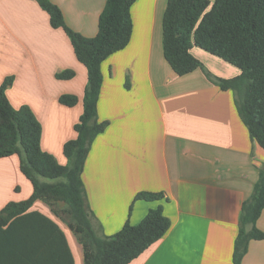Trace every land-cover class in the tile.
Instances as JSON below:
<instances>
[{
  "label": "crops",
  "instance_id": "0c3cea01",
  "mask_svg": "<svg viewBox=\"0 0 264 264\" xmlns=\"http://www.w3.org/2000/svg\"><path fill=\"white\" fill-rule=\"evenodd\" d=\"M52 1L70 27L86 36L97 34L107 0ZM167 5L168 0H136L130 42L102 63L99 120L109 125L93 142L83 171L88 202L106 234L118 232L128 217L138 224L151 208L163 205L169 230L129 264H234L242 205L259 178L264 148L251 138L232 90L221 89L201 68L179 75L165 58ZM192 52L217 76L242 72L199 46ZM66 68L76 75L58 79L56 73ZM11 75L7 95L12 104L31 106L43 124L42 147L66 164L63 147L77 135L88 70L65 30L54 28L35 0H0V85ZM64 93L78 95L79 102L62 104ZM25 177L16 155L0 157V210L19 201L21 185L31 196L33 184ZM140 191H163L165 197L135 200ZM32 210L60 226L73 259L47 242V251L23 250L21 258L15 251H0V264H85L83 245L67 222L42 200ZM42 224L21 220L11 235H47L50 241V226ZM258 226L264 230V209ZM241 264H264V240L250 241Z\"/></svg>",
  "mask_w": 264,
  "mask_h": 264
},
{
  "label": "trees",
  "instance_id": "16d2710c",
  "mask_svg": "<svg viewBox=\"0 0 264 264\" xmlns=\"http://www.w3.org/2000/svg\"><path fill=\"white\" fill-rule=\"evenodd\" d=\"M35 1L49 13L51 25L63 28L69 36L78 60L87 67L88 82L83 112L74 126L77 135L63 147L66 164L42 147L43 124L31 106L15 107L9 99L7 89L13 84L14 76L6 77L0 85V157L18 154L21 171L34 188L27 199L10 201L0 210V251H15L21 258L23 250L45 248L47 251V242H51L65 249L73 259L60 226L43 212L32 210L35 202L42 200L77 235L83 245L85 264H129L166 234L171 226L170 218L164 213L163 205H159L151 208L138 224L131 223L128 217L118 232L106 234L90 207L82 175L93 142L109 125L108 120H99L98 103L104 80L102 63L130 42L131 8L136 0H107L95 36H86L70 27L60 6L52 0ZM163 34L165 58L174 71L185 75L201 68L221 89L232 90L251 138L264 148V0H215L213 3L168 0ZM194 46L223 58L242 72L229 78L213 74L192 52ZM75 75L72 68L56 73L58 79H71ZM125 86L131 87L130 74L126 76ZM79 100L73 93L60 96V102L67 106H74ZM164 197L163 191H140L135 200ZM263 209L264 164L253 193L242 205L234 264L242 263L251 240H264V230L258 226ZM24 219L42 221L44 228L50 226V241L47 235L35 239L12 236L19 221Z\"/></svg>",
  "mask_w": 264,
  "mask_h": 264
},
{
  "label": "rangeland",
  "instance_id": "374dc122",
  "mask_svg": "<svg viewBox=\"0 0 264 264\" xmlns=\"http://www.w3.org/2000/svg\"><path fill=\"white\" fill-rule=\"evenodd\" d=\"M45 140L47 141V130H46V137H45ZM14 155H16L18 158H19V160H20V157H19V155L18 154H14ZM25 179H27L26 177H25ZM28 180V179H27ZM29 181V180H28ZM30 183V182H29ZM27 191H25V189H22V185H21V189L18 191V193L21 195V198H19V201H21V200H24V199H27L28 198V195H27V193H26ZM52 208V207H51ZM57 209H59V207L57 206L56 207ZM62 220H64L63 218H61ZM65 221V220H64ZM76 235V234H75ZM77 236V235H76Z\"/></svg>",
  "mask_w": 264,
  "mask_h": 264
}]
</instances>
